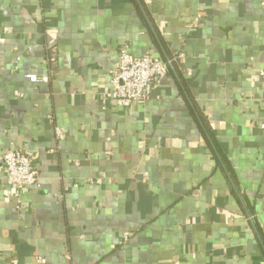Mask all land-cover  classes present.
I'll return each instance as SVG.
<instances>
[{
    "label": "crops",
    "instance_id": "0c3cea01",
    "mask_svg": "<svg viewBox=\"0 0 264 264\" xmlns=\"http://www.w3.org/2000/svg\"><path fill=\"white\" fill-rule=\"evenodd\" d=\"M123 44L180 76L117 107ZM263 63L264 0H0V264H264ZM16 147L39 172L19 202Z\"/></svg>",
    "mask_w": 264,
    "mask_h": 264
},
{
    "label": "built area",
    "instance_id": "2783aa9c",
    "mask_svg": "<svg viewBox=\"0 0 264 264\" xmlns=\"http://www.w3.org/2000/svg\"><path fill=\"white\" fill-rule=\"evenodd\" d=\"M47 61L49 66L56 62V52L51 49ZM49 74L37 77L27 74L31 82L38 80L48 81ZM169 71V63L153 56H135L127 45L123 44L118 49V59L110 74L109 88L104 95L111 99L117 107L125 108L134 101L145 100L152 89L160 83ZM264 88V63L259 71ZM16 95H20L16 93ZM55 137L62 140L65 132L55 127ZM3 176L7 184L15 189L14 196L20 201L21 190L25 187L39 184V172L35 167V156L32 152L21 148H11L2 155ZM44 258L37 257L36 262L44 263Z\"/></svg>",
    "mask_w": 264,
    "mask_h": 264
},
{
    "label": "trees",
    "instance_id": "16d2710c",
    "mask_svg": "<svg viewBox=\"0 0 264 264\" xmlns=\"http://www.w3.org/2000/svg\"><path fill=\"white\" fill-rule=\"evenodd\" d=\"M139 2V0H137ZM154 33L156 34V37L159 42V44L161 45V47L163 48L162 51H165L164 49V44H163V41L162 39L160 38L159 34H158V31L154 28ZM165 53V52H164ZM164 55V61H167L169 63V70H173L174 73L178 74V76H180V74L178 73L177 71V68L175 66V64L173 63L169 53H165ZM181 87H182V90L184 92V94L187 96L188 98V101H189V104H190V108H191V111L193 112L194 116H195V119L198 123V126L202 132V134L204 135L205 139L207 140V142L210 144V146L212 148H214V152L216 154V156L219 158V160L221 161L222 163V166H224V169L226 171V174H230V167L227 163V160L225 158V156L223 155V153L221 152V150L217 147V143L216 141L214 140L213 138V134H211V132L209 131V127L206 123V121L203 119V117L200 115V113L198 112V109L197 107L195 106V104L192 102V98L191 96L188 95V91L186 89V86H185V82L184 81H181Z\"/></svg>",
    "mask_w": 264,
    "mask_h": 264
}]
</instances>
